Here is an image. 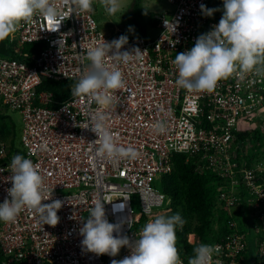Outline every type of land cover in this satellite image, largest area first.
<instances>
[{"label": "built area", "instance_id": "built-area-1", "mask_svg": "<svg viewBox=\"0 0 264 264\" xmlns=\"http://www.w3.org/2000/svg\"><path fill=\"white\" fill-rule=\"evenodd\" d=\"M165 1L172 10L153 18L155 36L127 38L120 49L130 54L138 49L142 55H133L127 62L111 55L104 58L107 68L121 71L125 85L109 93L108 103L94 96L73 95L90 64L87 52L121 37L100 31L93 12L78 11L69 0H51L59 13L56 24L37 14L21 22L9 37L14 54H0V112L6 109L21 116V155L39 165L44 178L43 203H63L55 227L44 225L41 230L37 217L27 209L13 223L0 222V264H111L112 259L128 256L127 247L116 257L87 252L81 244L83 222L100 199L108 222L119 226L113 236L126 235L130 241L139 238L141 228L136 224L142 217L153 219L152 208L167 201L154 184L172 171L174 154H186L196 160L199 172L214 174L221 180L219 190L231 188L218 195L227 216L233 218L227 222L228 233L210 244L220 245L213 259L244 264L245 253L251 256L250 236L234 217L241 215L240 201L249 207L243 218L256 243L255 264H264V160H238L239 146L245 151L250 146L247 139L259 131L253 125L264 107V75L248 74L244 81L235 76L221 80L211 94L177 87L175 56L190 50L201 34L219 23L223 0ZM202 4L218 10L205 16ZM168 22L172 28L165 26ZM32 43L43 44L41 50L24 53L21 46ZM43 79L68 82L69 97L50 106L53 94L38 91ZM97 122L112 133L117 146L136 149L138 157L113 162L101 155L99 138L91 130ZM157 123L164 126L163 132L154 128ZM248 129L250 135L240 141L237 135ZM11 151L9 143L0 139V204L9 198L7 189L12 186L8 166L18 153ZM133 199L139 203V214L133 213ZM114 205L123 208L114 211ZM198 242L188 236V243ZM180 259L188 264V259Z\"/></svg>", "mask_w": 264, "mask_h": 264}, {"label": "clouds", "instance_id": "clouds-1", "mask_svg": "<svg viewBox=\"0 0 264 264\" xmlns=\"http://www.w3.org/2000/svg\"><path fill=\"white\" fill-rule=\"evenodd\" d=\"M69 2L80 12H93V0ZM102 3L109 15L119 10L118 0H102ZM200 10L203 15L211 17L218 9H208L202 4ZM37 14L56 24L59 13L51 0H0V42L12 36L21 22H28ZM165 26L172 28L169 22ZM126 43L127 37L121 36L111 43L103 41L102 45L91 48L87 52L89 67L76 83L73 95L94 96L108 103L111 99L109 93L125 85L121 71L116 67L107 68L104 58L111 55L117 61L127 62L133 55H142L138 49L131 54L120 52ZM173 64L178 71L177 87L190 93L211 94L221 80L233 76L244 81L248 74L264 75V0H223L219 23L210 32L201 34L190 50L177 54ZM99 92L104 95H97ZM154 128L159 132L165 130L160 123ZM91 130L99 138L97 151L113 162L138 157L136 149L117 146L112 133L100 122ZM8 168L11 169L9 180L12 186L7 189L10 199L5 198L0 204V222L13 223L20 212L27 209L37 217L41 230L44 225L55 227L59 222L57 212L63 202L43 203L46 201L42 195L44 178L39 165L15 154ZM50 199L51 194L47 200ZM103 203L100 199L96 201L80 229L81 244L87 252L116 257L122 247H127L130 254L120 260L112 259L111 264H183L176 247V230H182L186 221L179 213L156 215L142 227L139 238L130 241L126 235L113 236L114 232L118 233L119 226L108 222ZM122 208L123 205H114L113 210ZM145 211L150 213L147 207ZM219 253L220 245L201 243L193 248L188 264H222L221 260L213 259Z\"/></svg>", "mask_w": 264, "mask_h": 264}, {"label": "trees", "instance_id": "trees-1", "mask_svg": "<svg viewBox=\"0 0 264 264\" xmlns=\"http://www.w3.org/2000/svg\"><path fill=\"white\" fill-rule=\"evenodd\" d=\"M42 45L41 43L24 44L21 46V49L24 53L33 54L39 52ZM0 54H14L9 43V38L0 42ZM19 59L22 60L21 58ZM24 61L28 63V60L25 59ZM69 87L70 84L68 82L57 83L43 79L38 91L45 90L51 92L54 103L50 106L55 107L58 105L56 104L57 102L61 103L69 97ZM258 133L259 131H255L251 140L260 141ZM249 135L250 133L247 132L238 134L237 136L242 141ZM0 139L9 143L12 149L11 154H13L14 150L18 154L21 153L15 144L16 136L13 127L7 132H0ZM171 162L172 171L161 176L159 180L160 191L165 194L168 201L169 212L166 215L179 213L186 221L182 230L179 228L176 230V247L180 257L187 260L192 256L193 248L197 245L201 243L212 244L217 242L218 238L226 235L228 233L227 222L233 217L230 218L225 214V211L222 209V201L219 202V196L215 195V187L220 186V179L207 170L199 172L196 168V160L186 154H174ZM240 210L241 207L239 208ZM234 217L240 218V215L236 213ZM244 218H241V224L245 226ZM144 220L145 218L142 217L140 222ZM189 235H193L200 242L194 244L188 243ZM248 240L249 252H255L256 243L254 237L250 236ZM251 258L250 264H253V262L255 264L258 258L255 256Z\"/></svg>", "mask_w": 264, "mask_h": 264}, {"label": "rangeland", "instance_id": "rangeland-1", "mask_svg": "<svg viewBox=\"0 0 264 264\" xmlns=\"http://www.w3.org/2000/svg\"><path fill=\"white\" fill-rule=\"evenodd\" d=\"M119 10L112 15H109L106 11L102 0H97L92 3L93 16L98 23L99 30L106 35L117 34L119 36H126L127 38H137V37H151L155 36L157 33L154 28V17L161 16L165 12L171 11L172 6H170L165 0H118ZM153 21V22H152ZM263 118V119H262ZM3 119V120H2ZM2 122V123H1ZM262 124V126H261ZM22 121L21 116L17 112L10 110H1L0 112V132L9 131L10 128L15 129L16 136V146L21 152L19 145L20 129ZM256 129H259L258 137L260 141L251 140L252 137L247 139L250 142V146L244 151L242 147L239 146V161L249 159L250 161L264 160V107L262 108L260 114L255 118L254 125ZM261 126V127H260ZM251 129H248L250 132ZM257 132V130H255ZM10 136V135H9ZM21 154V153H20ZM260 154V155H258ZM252 159V160H251ZM160 178L158 177L155 181L154 188L160 190ZM231 191L230 186H223L219 190V187H215V195H219L220 192L229 193ZM238 198V197H237ZM248 196H246V199ZM217 199V198H216ZM132 209L134 214L140 213L139 203L137 199L132 200ZM221 202V201H219ZM238 205L241 207L240 218L237 217L235 220L240 223L241 229L248 234L253 236V232L250 228L241 224V218L248 214L249 207L247 203L238 201ZM239 207V208H240ZM169 208L167 201L163 203L160 207L152 208V214L162 215L165 214V210ZM221 209V207H220ZM223 211L227 215L228 212L224 206H222ZM166 215V214H165ZM167 216V215H166ZM148 220L145 218L143 222L136 224L137 229H142ZM217 226V224H216ZM211 242V241H210ZM254 251L251 252V256L245 253L244 264H250V259L254 255Z\"/></svg>", "mask_w": 264, "mask_h": 264}, {"label": "crops", "instance_id": "crops-1", "mask_svg": "<svg viewBox=\"0 0 264 264\" xmlns=\"http://www.w3.org/2000/svg\"><path fill=\"white\" fill-rule=\"evenodd\" d=\"M153 22V21H152ZM154 25H155V23H154Z\"/></svg>", "mask_w": 264, "mask_h": 264}]
</instances>
